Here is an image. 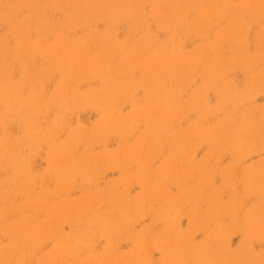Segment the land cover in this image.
<instances>
[{
  "label": "rangeland",
  "instance_id": "rangeland-1",
  "mask_svg": "<svg viewBox=\"0 0 264 264\" xmlns=\"http://www.w3.org/2000/svg\"><path fill=\"white\" fill-rule=\"evenodd\" d=\"M118 1L0 0V264H264V0Z\"/></svg>",
  "mask_w": 264,
  "mask_h": 264
},
{
  "label": "bare ground",
  "instance_id": "bare-ground-1",
  "mask_svg": "<svg viewBox=\"0 0 264 264\" xmlns=\"http://www.w3.org/2000/svg\"><path fill=\"white\" fill-rule=\"evenodd\" d=\"M91 1H93V0H91ZM108 1H112V0H108ZM125 1L127 2V0H125ZM150 1H151V0H150ZM150 1H149V3H150ZM155 1H156V0H155ZM179 1H180V0H179ZM182 1H183V0H182ZM199 1H202V0H199ZM222 1H223V0H222ZM229 1H231V0H229ZM102 2H103V1H102ZM113 2H115V1H113ZM119 2H120V4H122V3H121V0H119L118 3H119ZM131 2H132V1H131ZM156 2H158V1H156ZM156 2H154V3L156 4ZM159 2H160V1H159ZM183 2L185 3V1H183ZM183 2H182V4H183ZM186 2H187V1H186ZM190 2H191V1H190ZM194 2H197V0H195ZM194 2L192 1L191 3L194 4ZM202 2H203V1H202ZM202 2H200V3H202ZM205 2H206V1H205ZM219 2H220V0H219ZM225 2H226V1H225ZM91 3H92V2H91ZM94 3H95V2H94ZM94 3H93V4H94ZM128 3H129V2H128ZM133 3H134V2H133ZM152 3H153V2H152ZM162 3H163V1H162ZM173 3H174V2H172V4H171V3H170V4L173 5ZM253 3H255V2H253ZM6 4H7V3H6ZM20 4H21V3H20ZM22 4H23V3H22ZM101 4H102V3H101ZM108 4H109V3H108ZM116 4H117V3H116ZM140 4H141V3H140ZM160 4H161V3H160ZM165 4H166V3H165ZM187 4L189 5L190 3L187 2ZM187 4L183 5L182 7H181V6H179V7H180V8H183V7L186 6ZM195 4H197V3H195ZM198 4H199V2H198ZM206 4H207V2H206ZM217 4H218V3H217ZM217 4H216V5H217ZM255 4H256V3H255ZM67 5H68V4H67ZM105 5H106V3H105ZM123 5H124V4H123ZM125 5H126V4H125ZM129 5L132 7L131 4H128V5H126V6H129ZM135 5H136V4H135ZM142 5H143V3H142ZM163 5H164V4H163ZM167 5H168V4H166V6H167ZM177 5H178V4H177ZM188 5H187V6H188ZM257 5H258V4H257ZM259 5H261V4H259ZM80 6H81V5H80ZM87 6H88V4H87ZM91 6H92V5H90V7H91ZM95 6H97V5L95 4ZM95 6H94V7H95ZM116 6H118V8L120 7L119 4L116 5ZM116 6H115V7H116ZM126 6H125V7H126ZM166 6H165V7H166ZM168 6H169V5H168ZM168 6H167V7H168ZM192 6H195V5H192ZM202 6H203V5H202ZM20 7H21V6H20ZM77 7H79V6H77ZM82 7H83V6H82ZM97 7H98V6H97ZM99 7H100V5H99ZM101 7H102V6H101ZM131 7H130V8H131ZM155 7H156V6H155ZM155 7H154V9H155ZM160 7H162V6H160ZM170 7L173 8L172 6H170ZM175 7H176V6L174 5V10L177 8V7H176V8H175ZM213 7H214V6H213ZM218 7H219V5H217V8H218ZM222 7H223V6H222ZM255 7H257V6H255ZM17 8H18V7H17ZM95 8H96V7H95ZM104 8H105V7H104ZM104 8H102V9H104ZM122 8H123L124 11H126V10L128 9V8H127V9H124V7H122ZM142 8H143V7H142ZM171 8H170V9H171ZM185 8H186V7H185ZM185 8H183V9H185ZM188 8H189V6H188ZM190 8H191V6H190ZM196 8H197V7H196ZM201 8H202V7H201ZM228 8H229V7H228ZM19 9H20V8H19ZM84 9H85V8H84ZM87 9H88V8H87ZM116 9H117V7H116ZM139 9H140V8H139ZM198 9H199V8H198ZM214 9H215V8H214ZM223 9H224V8H223ZM1 10H2V9H1ZM73 10H74V9H73ZM95 10H96V9H95ZM113 10H114V9H113ZM113 10H112V12H113ZM129 10H130V11L133 10V11L135 12V10L137 11L138 9H137V8L134 9V8L132 7V9H129ZM129 10H128V12H129ZM156 10H157V9H156ZM161 10H162V8H161ZM181 10H182V9H181ZM181 10H180V11H181ZM188 10H189V9H188ZM218 10H220V8H218ZM224 10H225V9H224ZM227 10H228V9H227ZM69 11H70V10H69ZM90 11L92 12V9H91ZM98 11L100 12V8L98 9ZM103 11H104V10H103ZM116 11L118 12V9H117ZM116 11H115V12H116ZM133 11H132V12H133ZM151 11H152V9H151ZM177 11H178V10H177ZM225 11H226V10H225ZM94 12H95V11H94V8H93V13H94ZM139 12H141V10H140ZM153 12H154V11H152L151 13L154 14ZM178 12H179V11H178ZM182 12H183V11H182ZM210 12H213V11L210 10ZM216 12H217V11H216ZM220 12H221V11H220ZM226 12H228V11H226ZM229 12H230V11H229ZM71 13H73V12H71ZM83 13H84V12H83ZM93 13H92V14H93ZM101 13H102V12H101ZM107 13H108V12H107ZM113 13H114V12H113ZM119 13H120V12H119ZM213 13H214V12H213ZM222 13H223V12H222ZM87 14H88V13H87ZM105 14H106V13H105ZM114 14H115V13H114ZM117 14H118V13H117ZM117 14H115V15L117 16ZM123 14H124V13H123ZM129 14H131V12H130ZM137 14H139L138 11H137ZM166 14H167V13H166ZM1 15H2V13H1ZM6 15H7V14H5V16H6ZM98 15H100V14H98ZM101 15L103 16V14H101ZM106 15H107V14H106ZM120 15H121V13H120ZM126 15H127V14H126ZM155 15H156V14H155ZM174 15H175V14H174ZM185 15H186V14H185ZM77 16H78V15H77ZM121 16H122V15H121ZM123 16H125V15H123ZM130 16H131V15H130ZM135 16H137V15L134 14L133 17H135ZM160 16H161V15H160ZM175 16H176V15H175ZM180 16H181V15H180ZM78 17H79V16H78ZM111 17H112V16H111ZM113 17H114V15H113ZM117 17H118V16H117ZM117 17H115V18H117ZM125 17H128V16H125ZM154 17H155V16H154ZM157 17H158V16H157ZM39 18H40V17H39ZM39 18H38V19H39ZM41 18H42V20L44 19L43 17H41ZM41 18H40V19H41ZM115 18H114V19H115ZM120 18H121V17H120ZM120 18H119L118 20H120ZM130 18H132V17H130ZM175 18H176V17H175ZM179 18H181V17H179ZM34 19H35V17H34ZM74 19H75V18H74ZM86 19H87V17H86ZM107 19H109V18H107ZM137 19L139 20V17H137ZM141 19H143V18H141ZM156 19H157V18H156ZM31 20H33V18H32ZM42 20H40V22H41ZM88 20H89V19H88ZM116 20H117V19H116ZM121 20H123V19H121ZM125 20H127V19L125 18ZM128 20H129V19H128ZM138 20H136V22H137ZM172 20H173V19H172ZM175 20H176V19H175ZM203 20H204V19H203ZM10 21H11V19H10ZM34 21H35V20H34ZM34 21H33V23H32L33 25H35V24H34V23H35ZM44 21H45V20H44ZM71 21H72V20H71ZM73 21H74V20H73ZM107 21H108V20H107ZM109 21L112 22L113 20L111 21V20L109 19ZM159 21H160V20H159ZM173 21H174V20H173ZM199 21H200V20H199ZM128 22H129V21H128ZM157 22H158V21H157ZM176 22H177V21H176ZM71 23H72V22H71ZM73 23H74V22H73ZM86 23H88L87 20H86ZM107 23H108V22H107ZM137 23H138V22H137ZM137 23H136V25H137ZM139 23H140V22H139ZM144 23H145V22H144ZM41 24H43V25H41V26L44 27L45 22H44V23L41 22ZM77 24H78V23H77ZM82 24H83V23H82ZM82 24H81V26H83ZM108 24H109V23H108ZM110 24H111V23H110ZM140 24H141V23H140ZM140 24H139V25H140ZM45 25H46V24H45ZM67 25H68V24H67ZM71 25H73V24H71ZM136 25H134V27H135ZM38 26H39V25H38ZM73 26H74V25H73ZM130 26H131V25H130ZM144 26H145V25H144ZM26 27H27V26H26ZM46 27H47V25H46ZM54 27H56V26H54ZM134 27H133V28H134ZM137 27H138V25H137ZM139 27H141V26H139ZM161 27H162V26H161ZM164 28H165V27H164ZM178 28H179V27H178ZM40 29L43 30L44 28H41V27H40ZM136 29H137V28H136ZM138 29H139V28H138ZM142 29H143V26H142V28H141L140 30L142 31ZM146 29H147V28H146ZM148 29H149V28H148ZM51 30L53 31L52 28H51ZM22 31H23V30H22ZM54 31H55V29H54ZM40 33H41V32H40ZM23 34H25V33H23ZM94 35H95V34H94ZM8 36H9V35H8ZM85 36H86V35H85ZM107 37H108V36H107ZM107 37H106V38H107ZM112 37H113V36H112ZM151 37H152V36H151ZM22 38H23V36H22ZM23 39H24V38H23ZM44 40H45V39H44ZM46 40H47V39H46ZM151 40H152V39H151ZM174 40H175V39H174ZM108 41H110V40H108ZM108 41H107V43H109ZM111 41H112V40H111ZM153 41H154V40H153ZM7 42H8V41H7ZM41 42H42V41H41ZM94 42H95V41H94ZM86 43H87V42H86ZM88 43H89V42H88ZM167 43H168V42H167ZM167 43H166V44H167ZM174 43H175V42H174ZM23 44H24V43H23ZM27 44H28V43H27ZM42 44H43V43H42ZM90 44H91V43H90ZM90 44H88V45H90ZM166 44H165V45H166ZM176 44H177V43H176ZM85 45H86V44H85ZM169 46H170V45H169ZM40 47H41V45H40ZM81 47H82V46H81ZM107 47H108V46H106V48H107ZM19 48H20V45H19ZM114 48H115V47H114ZM144 48H145V47H144ZM146 48H147V47H146ZM170 48H173V47H169L168 49H165V52H166V50L169 52V51H170V50H169ZM44 49H45V47H44ZM84 49H85V48H84ZM104 49H105V48H104ZM117 49H118V48H117ZM122 49H123V48H122ZM122 49H120V51H121ZM147 49H148V48H147ZM3 50H4V49H3ZM22 50H23V48H22ZM105 50H106V49H105ZM105 50H104V52H107V50H106V51H105ZM118 50H119V49H118ZM118 50H117V51H118ZM173 50H174V49H172V51H173ZM6 51H7V50H6ZM25 51H26V50H25ZM136 51H137V50H136ZM141 51H142V50H141ZM26 52H27V51H26ZM26 52H25V53H26ZM73 52H74V51H73ZM73 52H72V53H73ZM162 52H163V51H162ZM57 53H58V52H57ZM135 53H136V52H135ZM40 54H41V53H40ZM60 54H61V53H60ZM102 54H103V53H102ZM133 54H134V53H133ZM133 54H132V55H133ZM155 54H156V53H155ZM169 54H171V52H170ZM80 55H81V54H80ZM172 55H173V54H172ZM53 56H54V55H53ZM71 56H72V55H71ZM154 56L156 57V55H154ZM157 56H158V55H157ZM23 57H24V56H23ZM77 57H78V56L75 55V58H73V59H78L79 57H78V58H77ZM99 57H100V56H99ZM99 57H98V58H99ZM105 57H108V56H105ZM111 57H113V56H111ZM133 57H134V56H133ZM29 58H30V57H29ZM54 58H55V57H54ZM149 58H150V57H149ZM153 58H154V57H153ZM153 58H152V59H153ZM175 58H176V57H175ZM178 58H179V57H178ZM178 58H177L176 60H178ZM96 59H97V58H96ZM104 59H105V58H104ZM128 59H129V58H128ZM179 59H181V58H179ZM71 60H72V59H71ZM79 60H80V59H79ZM102 60H103V59H102ZM73 61L75 62V67H77V63H76V61H75V60H73ZM81 61H82V60H81ZM132 61H133V60H131V62H132ZM63 62H64V61H63ZM131 62H130V63H131ZM159 62H160V61H159ZM56 63H57V62H56ZM60 63H61V61H60ZM79 63H80V62H79ZM79 63H78V64H79ZM128 63H129V62H128ZM151 63H152V62H151ZM151 63H150V64H151ZM153 63H154V62H153ZM172 63H174V62H172ZM98 64H100V63H98ZM98 64H97V65H98ZM175 64H176V62H175ZM61 65H62V64H61ZM151 66H152V65H151ZM171 66H172V64H171ZM62 67H63V66H62ZM98 67H99V66H97V68H98ZM95 68H96V67H95ZM149 68H150V67H149ZM161 68H162V67H161ZM8 69H9V68H8ZM92 69H93V67H92ZM105 69H106V68H105ZM80 70H81V69H80ZM80 70H79V71H80ZM97 70H98V69H97ZM74 71H75V70H74ZM99 72H100V71H98V73H99ZM105 72H106V71H105ZM153 72H154V71H153ZM74 73H75V72H74ZM101 73H102V72H101ZM110 73H111V72H110ZM117 73H118V71H117ZM103 74H104V72H103ZM123 74L125 75V72H124ZM153 74H154V73H153ZM7 75H8V74H7ZM74 75H75V74H74ZM210 75H211V72H210ZM5 76H6V75H4L3 77H5ZM9 76H10V75H9ZM115 76H116V75H115ZM128 76H129V75H128ZM3 77H2V78H3ZM146 78H148V77H146ZM123 79H124V78H123ZM108 80H109V79H108ZM145 81H146V80H145ZM122 83H123V82H122ZM130 85H131V84H130ZM124 86H125V85H124ZM131 86H132V85H131ZM142 86H143V85H142ZM19 87H20V86H19ZM23 87H24V86H23ZM132 87H133V86H132ZM17 88H18V87H17ZM129 89H130V88H129ZM157 89H158V88H157ZM22 90H23V89H22ZM21 94H22V93H21ZM8 95H9V94H8ZM41 96H42V94H41ZM6 97H7V96H6ZM10 97H11V96H10ZM10 97L8 96V99H9ZM13 97H16V96L13 95ZM1 98H2V97H1ZM104 98H106V97H104ZM8 99H7V100H8ZM12 99H13V98H12ZM15 99H16V98H14L13 100H15ZM36 99H38V98L36 97ZM4 100H6V99L4 98V99H3V102H4ZM16 100H17V99H16ZM23 100H24V99H23ZM0 101H1V99H0ZM8 101H9V100H8ZM8 101H7V104H8ZM17 101H18V100H17ZM9 102H10V101H9ZM18 102H20V101H18ZM10 104H11V103H10ZM28 104H29V103H28ZM8 105H9V104H8ZM13 105H14V104H13ZM13 105L11 104L12 107H13ZM31 105H32V103H31ZM27 106H28V105H27ZM6 107H7V106H6ZM12 107H11V108H12ZM23 107H24V105H23ZM32 107H33V105L31 106V108H32ZM48 107H49V106H48ZM111 107H112V106H111ZM18 108H19V107H18ZM29 108H30V106H29ZM22 109H23V108H22ZM35 109H36V108H35ZM18 110H19V109H18ZM33 110H34V109H33ZM37 110H38V109H37ZM25 111H26V110H25ZM34 111H36V110H34ZM43 111H44V110H43ZM4 112H5V111H4ZM20 112H21V111H20ZM26 113H27V112H26ZM32 113H33V111H32ZM146 113H147V112H146ZM23 114H24V113H23ZM26 115H27V116H30V115H28V114H26ZM26 115H25V116H26ZM144 115H146V114L144 113ZM142 116H143V115H142ZM19 117H20V116H19ZM21 117H22V116H21ZM21 117H20V118H21ZM34 118H35V117H34ZM37 118H38V117H37ZM37 118H36V119H37ZM27 120H28V119H27ZM106 120H107V119H106ZM108 120H109V119H108ZM27 123H28V122H27ZM29 123H30V122H29ZM104 124H105V123H104ZM104 124H103V125H104ZM164 125L166 126V124H164ZM110 126H111V125H110ZM56 128H57V127H56ZM105 128H106V127H105ZM53 134H54V133H53ZM0 143H1V142H0ZM5 143H6V141L4 142V144H5ZM4 146H5V145H4ZM4 146H3V147H4ZM0 147H2V145H1ZM0 150H2V149H0ZM7 150H9V149H7ZM11 151H13V148H12V150H11V148H10V152H11ZM7 153H9V151H8ZM15 153H16V152H15ZM63 155H64V153H63ZM7 157H8V156H7ZM9 157H11V156H9ZM63 157H64V156H63ZM4 159H5V158H4ZM10 159H11V158H10ZM63 159H64V158H63ZM8 160H9V159H8ZM11 160H12V159H11ZM15 160H16V159H15ZM52 160H54V157H53ZM58 160H59V158H58ZM58 160H57V161H58ZM60 161H61V160H60ZM11 162H12V161H11ZM13 162H14V161H13ZM54 163H55V162H54ZM3 164H4V163H3ZM11 164H12V163H11ZM8 166H9V165H8ZM53 167H54V166H53ZM72 167H73V166H72ZM83 167H84V166H83ZM19 170H20V169H19ZM14 173H15V172H14ZM16 178H17V177H16ZM18 178H19V176H18ZM7 181H8V180H7ZM14 181H15V180H14ZM9 186H10V185H9ZM9 189H10V187H9ZM14 190H15V189H14ZM26 190H27V189H26ZM3 202H4V201H3ZM3 205H4V204H3ZM34 207H35V206H34ZM19 208H20V207H19ZM12 211H13V210H12ZM5 215H6V214H5ZM5 215H4V216H5ZM7 229H8V228H7ZM10 232H11V231H10ZM12 237H13V236H12ZM23 238H24V237H23ZM20 239H21V238H20ZM21 240H22V239H21ZM18 242H19V241H18ZM17 245H18V244H17ZM9 246H10V245H9ZM19 246H20V243H19ZM10 250H11V249H10ZM60 250H61V249H60ZM8 251H9V250H8ZM3 252H4V251H3ZM10 252L13 253V251H9V252H7V255H10V254H9ZM59 252H60V251H59ZM64 252H65V251H64ZM64 252H63V253H64ZM68 252H69V251H68ZM59 254H60V253H59ZM67 254H68V253H67ZM13 255H14V254H13ZM53 255H54V254H53ZM4 256H5L6 258L8 257V256H6L5 254H4ZM67 256H68V255H67ZM1 257H2V256H1ZM13 257H14V256H13ZM65 258H66V257H65ZM0 260H1V259H0ZM2 260H4V258H3ZM6 260H7V259H6ZM55 260H56V259H55ZM4 261H5V260H4ZM9 261H10V260H9ZM88 261H90V260H88ZM52 262H53V260H52ZM56 262H57V260H56Z\"/></svg>",
  "mask_w": 264,
  "mask_h": 264
}]
</instances>
